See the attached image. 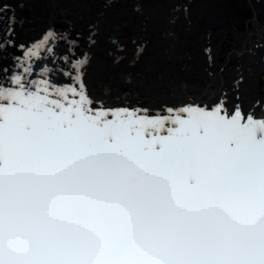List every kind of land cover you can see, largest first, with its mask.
<instances>
[{"label":"snow or ice","instance_id":"1","mask_svg":"<svg viewBox=\"0 0 264 264\" xmlns=\"http://www.w3.org/2000/svg\"><path fill=\"white\" fill-rule=\"evenodd\" d=\"M10 7L0 0V264H264V117L229 111L227 93L166 113L97 107L82 82L95 26L53 25L25 48ZM110 42L119 63L127 47Z\"/></svg>","mask_w":264,"mask_h":264},{"label":"bare ground","instance_id":"2","mask_svg":"<svg viewBox=\"0 0 264 264\" xmlns=\"http://www.w3.org/2000/svg\"><path fill=\"white\" fill-rule=\"evenodd\" d=\"M232 1L222 2L221 9L215 7L223 16L216 12L211 13L215 14L212 16L201 14L194 18L201 26L190 16L189 19L181 18L171 11L173 16L177 15L173 29L178 33L190 32V42L184 40L186 36L183 35L180 43H171L173 50H164V45L153 48L157 38H153L148 29L153 28L155 22L149 19L145 4L135 0H9L11 7L5 15L15 16L14 42L25 48L42 39L53 25L63 28L64 23L72 24L80 32L95 26L96 45L89 53L90 63L82 70V82L97 107L125 109L138 104L136 109H148L152 114L166 113L169 107H184L186 101H211L227 93L229 111L238 105L245 115L264 117V63L255 61L264 52L261 32L264 6L259 8L250 2L231 5ZM225 10L232 15L226 16ZM7 23L5 17H0V27ZM169 25L166 22L165 27ZM109 38L127 47L119 63H114L109 55L114 48ZM199 39L204 42L207 39L210 45L215 42L211 61L203 60L196 49H185L186 44L202 42ZM136 47L140 55L134 57L132 51ZM58 51H63V47ZM12 53L19 54L16 49H12ZM212 55L210 53V57ZM53 76L56 85L73 83L60 73H53Z\"/></svg>","mask_w":264,"mask_h":264},{"label":"rangeland","instance_id":"3","mask_svg":"<svg viewBox=\"0 0 264 264\" xmlns=\"http://www.w3.org/2000/svg\"><path fill=\"white\" fill-rule=\"evenodd\" d=\"M136 1V0H135ZM237 0H233L232 1V3H231V5L233 4V5H235V4H237V2H236ZM137 2V1H136ZM139 3V2H138ZM138 3H136V4H138ZM141 3H143V4H141ZM148 3V4H147ZM146 3V1L144 0L143 2H140V4L141 5H144V6H146L147 7V9H148V16H149V19L151 18L154 22H155V24L153 25V28H152V26L148 29V31H149V33L152 35V37L153 38H157V39H154V45H153V48L154 49H156L157 47H159L160 45H161V47H163V45H164V50H173V45L171 44L173 41H174V44L178 41L179 43L181 42V39H182V36L183 35H185L186 37L184 38V40H187L188 42H190L189 41V36H190V32L189 31H186V30H184L185 31V34H183L184 33V31L182 30V31H180L179 33L178 32H176L174 29H173V27H172V24H174L175 25V23H174V20L176 19L175 17L177 16V15H174L173 17H171V18H167V17H165V16H161L160 15V8L161 7H163L164 5V3H163V1L162 0H157V4H155V7H157L156 8V10L154 11L153 9H152V11H150V8L152 7H154V4H151V3H149V2H147ZM53 6V5H52ZM57 7V6H56ZM50 8H51V6H50ZM49 8V9H50ZM159 11H158V10ZM60 12H62V9H60ZM157 12H158V15L157 16H155L154 14H157ZM47 13H48V11H46L45 12V20H47ZM139 13V12H138ZM227 16H229V15H227ZM74 19L76 20V13L74 14ZM192 19H194V17H192ZM167 20V21H166ZM77 21V20H76ZM193 21H197V23H198V25H200L199 24V22H198V20L197 19H194ZM166 22H169L170 23V25L168 26L169 28H166L165 27V25H166ZM46 24V23H45ZM66 25V23H64V26ZM202 25V24H201ZM200 25V26H201ZM44 27H45V25H44ZM158 28V29H157ZM42 29H43V27H42ZM41 29V30H42ZM200 29H203V27H201ZM248 29V28H247ZM155 31H157L156 33H155ZM205 30H203V32H204ZM160 33V34H159ZM156 34V35H155ZM173 34V35H172ZM166 35V36H165ZM213 36V38L214 39H216L215 37H214V35H212ZM162 37H163V39H162ZM172 37V38H171ZM158 41V42H157ZM199 41H202V40H200L199 39ZM208 40L206 39V42H207ZM214 41H217V40H214ZM164 43V44H163ZM196 43V42H195ZM194 42H191V43H189V44H186V46H185V49H187V47L189 48V50H197L199 53H200V57H202V59L203 60H205V61H211L212 59H213V55H212V52L214 51V47H216V45H215V42H212L211 43V45L209 44V41L206 43V44H208V45H210V47H211V57H210V59H207V57H206V55L204 54V52H203V47L205 46V42L204 41H202V42H198V43H196L195 44ZM213 45V46H212ZM262 48H259V50H261ZM264 53V52H263ZM261 54V55H259V56H257L256 58H255V61L257 62V63H259V64H263L264 63V54ZM235 57V56H234ZM255 79H257V78H255ZM258 91V90H257ZM259 94H261L260 93V89H259ZM189 99V98H188ZM261 100H262V98H261ZM109 104L110 103H108V106H109ZM253 111V110H252Z\"/></svg>","mask_w":264,"mask_h":264},{"label":"flooded vegetation","instance_id":"4","mask_svg":"<svg viewBox=\"0 0 264 264\" xmlns=\"http://www.w3.org/2000/svg\"><path fill=\"white\" fill-rule=\"evenodd\" d=\"M136 1L137 2H142L144 0H136ZM145 1H146V3L147 2H149L151 4L154 3V7L153 8L151 7L150 11H152V9L154 11L156 10L155 4H157V0H145ZM162 1L164 3V6L159 9L160 10V15L161 16L163 15V16H165L167 18L173 17V15L171 14L172 12L178 13V15H180L181 18H187L189 16H190L189 18H192V17L199 18L201 16V14H202V16H212V15H215V14H211V13H216L217 12L216 14H218V12H219V11L215 10V7H219L220 6L219 9H221L222 8V2L223 3L227 2V0L226 1H224V0H180V1L179 0L178 1L177 0H162ZM246 2L247 3L250 2L252 5L253 4L257 5L259 8H262V5L264 6V0H239L237 4L241 5L242 3H246ZM181 4L183 6L182 8H185V7L187 8V13H184L182 11L181 12L174 11V9H176V8H181ZM174 5H175L176 8L174 7ZM206 10H209V11L207 12ZM224 13H225L226 16L227 15H232L231 12L226 11V10H225ZM154 15L157 16L158 12H157V14H154ZM218 15L219 16H223L222 14H218ZM189 18H187V19H189ZM261 32L264 34V28L261 30Z\"/></svg>","mask_w":264,"mask_h":264},{"label":"water","instance_id":"5","mask_svg":"<svg viewBox=\"0 0 264 264\" xmlns=\"http://www.w3.org/2000/svg\"><path fill=\"white\" fill-rule=\"evenodd\" d=\"M114 38H109L108 42L110 44H112L110 41L113 40ZM115 40V39H114ZM207 42H205V46L203 47V52L206 55L207 59H210V53H211V47L210 45L206 44ZM138 105V104H137ZM139 106V105H138Z\"/></svg>","mask_w":264,"mask_h":264}]
</instances>
